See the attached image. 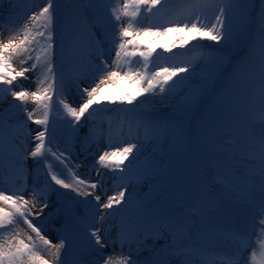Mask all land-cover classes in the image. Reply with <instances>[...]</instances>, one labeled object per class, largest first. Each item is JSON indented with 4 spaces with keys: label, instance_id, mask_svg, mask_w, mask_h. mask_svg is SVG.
Listing matches in <instances>:
<instances>
[{
    "label": "snow or ice",
    "instance_id": "6c2138e0",
    "mask_svg": "<svg viewBox=\"0 0 264 264\" xmlns=\"http://www.w3.org/2000/svg\"><path fill=\"white\" fill-rule=\"evenodd\" d=\"M9 3V19L0 23V103L10 96L19 104L9 108L19 109L26 119L7 123L9 109L0 111V264H264V0L252 17L258 30L259 54L257 41H245L249 51L229 77V83L251 79L245 77L243 67L256 62L260 106L255 116L241 125L232 107L218 96L205 108L195 133L189 129L186 143L183 129L167 122H142L137 128L151 141L172 132L179 139L178 151L191 148L207 156L203 195H194L189 201L170 196L162 187L164 170L155 159L142 161L139 153L144 146L135 143L116 148L109 143L95 159L97 177L106 175L102 169L120 174V182L114 181L118 190L108 195L103 179L91 182L77 174L75 169L80 165L72 166L65 154L67 147L61 151L57 142L58 125L63 121L72 135L80 138L82 119L93 120L82 137L87 151L97 142L95 118L108 111L107 105H131L139 96L157 91L176 93L188 79L181 74L194 72L197 58L212 55L204 48L243 38L250 30L251 0H73L70 4L44 0L43 6L37 0ZM20 3L26 6L25 13L34 7L38 10L22 16ZM145 20L148 27H144ZM94 28L99 29V36ZM61 32L69 35L67 43L73 52H80L86 41L89 55H95L99 64L81 58L77 69L65 72L61 68L58 72L54 45ZM170 33L180 41L172 47L191 45L190 51L196 54L193 59L175 61V53L163 56L157 52V47L172 52L169 45L138 39ZM204 40L213 45H204ZM104 44L109 45V56L115 54L111 63L104 58ZM59 46L64 47L62 36ZM216 59L218 66L223 64V58ZM161 60L167 61V66L161 65ZM118 78L127 79L136 91L104 95L103 86ZM29 80L35 84L34 90L24 87ZM69 85L78 94V104L68 100ZM188 103L197 105L199 101L192 96ZM29 122L36 128H30ZM29 158L33 172L44 174L43 180L37 175L30 188L26 181ZM5 181L12 185L10 191L2 187ZM145 182L151 190L139 196L136 190ZM98 188L101 194H96ZM59 189L75 193L73 205L64 208L49 203L53 192L63 195ZM214 191H226L228 196L213 200ZM26 195L32 198L26 199ZM257 195L258 208L254 203ZM225 199L248 207L251 221L245 218L223 226L213 222L216 214L226 210ZM37 207L39 212L34 213ZM45 209H49V217L53 213L68 216L57 243L47 237L42 225L33 223L32 217L43 216ZM89 220L93 223L88 224ZM108 221L111 227L106 229ZM78 224L91 231L84 236L83 245L75 248L70 238ZM110 246L113 251L106 254L104 250ZM144 252L147 255L141 256Z\"/></svg>",
    "mask_w": 264,
    "mask_h": 264
},
{
    "label": "rangeland",
    "instance_id": "374dc122",
    "mask_svg": "<svg viewBox=\"0 0 264 264\" xmlns=\"http://www.w3.org/2000/svg\"><path fill=\"white\" fill-rule=\"evenodd\" d=\"M260 1V0H259ZM122 2V0H121ZM37 3L39 6H43L44 0H37ZM251 4L253 5L252 8L249 9V24H250V30L249 32L241 39H237L234 40L230 43L228 42H221L219 45H222V47L216 45L213 46L211 48H205L204 52H209L211 51L212 55L205 57V58H197L194 61L193 66L195 67V71L194 72H190V73H182L181 75L187 76L188 79L186 80V82L181 86L180 90V94L179 96L175 99L176 104L173 103V101L171 102V107L170 109H163V110H159V112H154L151 115L148 114L146 115V120L150 121V122H158V123H163V122H169L170 125H175L177 127V129L182 128L183 129V133H182V137L183 140L185 139V136L187 134V125H188V118L190 117V115L194 112V110L196 109L197 105H190L188 103V100L190 97L192 96H196L197 98L200 97V95H202L203 93H205L209 88L214 86L215 81L217 83L220 82V78L219 80H217V77L211 76L210 73V69L209 67H213L212 71H214L215 69H223L232 59V57L236 56L241 49H243V45L246 41V37H249L250 33L252 32V30H256V26L255 24L252 22V17L255 15V11L260 9L261 3L257 2L256 0H251ZM12 7V5L9 3V0H3V7L2 9H0V23H5L8 21L9 17H8V13L10 8ZM26 6L23 3H20L18 5V8L20 10L21 15H27L30 14L31 11H36L38 10V8H31L29 10V12L25 13L23 10ZM105 11H107V9H105ZM19 19V17L17 18ZM144 27H148V21L145 20L144 21ZM97 33V32H96ZM5 35H7V33H5ZM61 36L63 38L64 41V47L63 49H61V47L59 46L60 44V39ZM61 36L57 39L58 41V45L56 46V60H57V67H58V72L61 70V68L65 71L68 72L71 69V64H72V60L77 59L74 52L67 46V43L65 41V34H61ZM151 37H146V38H139L138 39H142L143 42H151ZM179 40H177L175 34L171 39H168L166 42H168L169 45H171L173 42H177ZM193 43H197V42H193ZM204 45H213V42L211 41H207L204 40L202 42ZM159 44H163L159 41ZM257 47H259L258 44V40H257ZM158 51L162 50L159 47H157ZM114 52L111 53V56L108 55V53L104 56L105 59L108 60L109 63H111L112 59H114ZM196 54L192 51L182 54V60H186V59H193V57ZM164 56V55H163ZM166 56V55H165ZM93 61L95 63H92V61H89V64H99V59L93 55L92 56ZM216 57H220L223 58V64L220 66L219 65V61L216 59ZM178 59L180 57H177ZM79 61H77V64H79ZM222 71V70H221ZM219 71V73L221 72ZM218 73V74H219ZM217 74V75H218ZM98 82V81H97ZM74 90V87H72L71 91ZM248 92V89L245 88L244 90L241 91V94H237L236 98L237 100L234 102H230L228 103L231 107L235 106L238 104V101L241 99V95L243 93ZM68 94V91L66 92V95ZM125 94V93H124ZM123 94V95H124ZM176 93L173 94H167V93H160L159 91H157L156 93H149L147 95L144 96H139L140 100H152L153 102H157L161 99H166L165 102H170L172 99V97L175 95ZM78 97V94H75ZM153 97V99L151 98ZM12 99L10 96L7 97V99L3 102L0 103V111L4 110V109H9V111L12 110V108L9 107H5L2 105H7L10 104V100ZM14 104H19V103H14ZM135 104L138 105H142L139 102H134L133 104L129 105L127 103L124 104H109L107 105L108 108L111 107H116V106H121L124 107L126 109H131L133 107H131L132 105L134 107L137 108H142L141 106H136ZM102 107V106H101ZM8 111V112H9ZM18 111V116L19 117H12V118H5L6 121L8 122H16L18 120H25L26 116L24 115L23 112H21L19 109H17ZM174 115L173 117L170 115ZM5 115H8V113L6 112ZM14 116V114L12 115ZM180 116H182V119L178 120L180 118ZM187 118V120H186ZM82 123V122H81ZM28 125L30 126V128L35 129L36 125L32 124L31 122L28 123ZM58 135H57V142L59 145H64L65 147H67V152L66 154L70 155V153H72L75 158H74V163L75 164H82V158L84 157L83 154H79L74 150V148L72 147L73 143H76V138L71 136V131H69L70 129L67 127V125H65L63 123V121H61L58 125ZM84 128H80L79 132H80V138H82V132H83ZM68 130V131H66ZM133 139H131L130 141H125V142H129L131 143ZM133 143V142H132ZM179 145V139L176 135H174L172 132H169L167 134V136H161L159 140L156 141H151V140H147V143L145 144V146L143 147V149L141 150V153H139L140 155V159L143 160H147V159H155L156 162H163V159L165 157H167L172 151L174 152V154H172V158L173 159H177V151L175 149V147ZM65 148H61V151H63ZM77 152V153H76ZM171 157H167L168 160H172ZM166 159V160H167ZM32 160L31 158H29L28 163H31ZM37 175L39 176V179L41 177V173H33L30 178L32 179V183L33 180L37 178ZM80 176V174H79ZM81 177V176H80ZM146 183V182H145ZM143 185V184H142ZM141 185V186H142ZM64 190V193L67 195V197H69L70 199H73V197H75V193H72L70 190ZM71 195V196H70ZM76 199H91V197L88 198H84V197H76ZM53 232V228L50 227L48 229V233ZM47 237H50V234H46Z\"/></svg>",
    "mask_w": 264,
    "mask_h": 264
},
{
    "label": "bare ground",
    "instance_id": "6f19581e",
    "mask_svg": "<svg viewBox=\"0 0 264 264\" xmlns=\"http://www.w3.org/2000/svg\"><path fill=\"white\" fill-rule=\"evenodd\" d=\"M173 36H174V34H171V33L166 35V36H152L151 37L152 40H151L150 43L154 44V45H159V41H160L163 44L169 45L168 42H166V41L168 39H171ZM179 42L180 41L173 42V43H175L176 45H179ZM145 43H149V42H145ZM173 43L171 45H169V46L172 47ZM190 49H191V45H189V46H187L185 48H180V47L176 46V47H172V52H163V50H159L158 51V49H157V52H162V54L164 56L165 55H172L173 53H175L176 54L175 57H180L179 59H181L182 58V54L190 52ZM204 49H203V51H204ZM209 69L211 70L210 71L211 76L216 77L215 74L218 72L219 68L215 69L214 71H212L213 67H209ZM121 75H123V73H121ZM29 76H32V74L29 73ZM24 87L28 88L30 90H34L35 89V84L32 83L31 80H29L27 82H24ZM103 87H104V93H103L104 95H113V96H115V95H123L124 93H127V92H135L136 91L135 88L130 86V82L127 79H119V78L116 81L112 82L111 84L105 85ZM180 92H181V90L179 89L177 91V93L172 97L173 100H171L170 102H165L166 99H161V100H159L157 102H153L152 100H140L139 97H138L136 102H139L140 104H142V107H144L145 109L150 110V111L161 110V109H165V108L166 109H170L171 102L173 101V103L176 104L175 99L179 96ZM75 94H76L75 89L73 91L70 90V94H67V97H68L69 102H74L75 104H78L79 103V99H78V97ZM151 98L153 99V97H151ZM9 100L11 101L10 104L2 105V106L9 107L11 104L19 103L18 101H13L12 99H9ZM7 113H8V115H5V118H12V117H16V116L19 117L18 116V111L15 108H12V110L7 112ZM13 114H14V116H12ZM170 116H174V115L172 114ZM7 123H10V122L7 121ZM11 123H14V122H11ZM134 143H136V142H134ZM117 144L115 143L113 148L119 147ZM102 148H103V146H102ZM125 163H127V162L125 161ZM29 166L30 165H28V168H29ZM102 171L105 172L106 175H104L103 177H97V174H96L95 178L103 179V181H104V184H103L104 190H106L108 195H112V194H114L115 191L118 190L116 188V186H115L114 181H112V179H113V177L116 174H119V173H113L112 171L107 170V169H102ZM115 182L116 183L120 182L119 181V176H118V180H116ZM128 191L131 192L132 189L129 188ZM136 192L138 193L139 196H143V192L141 191L140 187L137 188ZM25 198L26 199H31L32 197L26 195ZM49 203L52 204L53 202L49 201ZM52 205H54V204H52ZM33 212L34 213L39 212V207L34 209ZM48 212H49V209H45L43 216L37 217L36 215H34L32 217L33 223H38L39 224L45 218V216H46V214ZM115 222L119 223V218L118 217L115 218ZM87 223L91 224V223H93V221L89 220ZM22 226L23 225H21V227ZM99 226L100 225L97 224V227H99ZM110 227H111V221L105 222L104 228L109 229ZM77 230H78V232H81L83 234V238L87 234L86 230L81 228L80 225H77ZM111 235H112L113 238H115L116 233H115L114 229L111 230ZM50 238H51V240L56 241L54 234H51ZM104 251L108 252V254H110L113 251V248L110 246V247L105 248ZM116 251H119V246L118 245L116 246Z\"/></svg>",
    "mask_w": 264,
    "mask_h": 264
}]
</instances>
